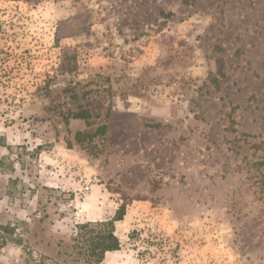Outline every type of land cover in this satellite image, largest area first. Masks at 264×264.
Segmentation results:
<instances>
[{
  "label": "rangeland",
  "instance_id": "1",
  "mask_svg": "<svg viewBox=\"0 0 264 264\" xmlns=\"http://www.w3.org/2000/svg\"><path fill=\"white\" fill-rule=\"evenodd\" d=\"M263 160L264 0H0V169L39 199L9 264H89L122 204L100 264H264Z\"/></svg>",
  "mask_w": 264,
  "mask_h": 264
},
{
  "label": "crops",
  "instance_id": "2",
  "mask_svg": "<svg viewBox=\"0 0 264 264\" xmlns=\"http://www.w3.org/2000/svg\"><path fill=\"white\" fill-rule=\"evenodd\" d=\"M18 170V166L10 172L0 169V235L6 240L0 247V264L16 262L22 256V242L38 213V195L34 194L33 185H24L25 180L23 175H18ZM117 224L120 221L115 227Z\"/></svg>",
  "mask_w": 264,
  "mask_h": 264
},
{
  "label": "trees",
  "instance_id": "3",
  "mask_svg": "<svg viewBox=\"0 0 264 264\" xmlns=\"http://www.w3.org/2000/svg\"><path fill=\"white\" fill-rule=\"evenodd\" d=\"M67 55L65 54L64 57ZM68 59H65V62L72 63L75 59V56L71 54L70 56H67ZM224 61L221 58L217 59V72L220 76L223 75L222 69L224 68ZM214 81H216L217 78H212ZM71 116L73 118H81L86 119L88 118V112L86 110H79L75 112H70ZM105 130V126L101 125L97 128V131L103 133ZM94 133H88L85 131H78L75 134V139L78 142H83L86 137H92ZM264 163V160L263 162ZM264 182V178L262 180ZM124 209L125 204L120 205V207L116 210L115 214L111 219L100 221L97 223H85L78 226L79 229L85 230L81 234V237L74 238V240H77V242L81 243V246L75 245L74 247L79 250V254H86V262L89 264H100L104 258V254L107 251H114L119 249V240L114 235V226L117 221H120L124 215ZM91 226L97 227V231L95 233H92L94 228H91ZM1 229V228H0ZM78 237V234L77 236ZM81 240V242H80ZM5 239L3 236L0 235V247L3 246L5 243ZM85 245V248L82 246Z\"/></svg>",
  "mask_w": 264,
  "mask_h": 264
}]
</instances>
